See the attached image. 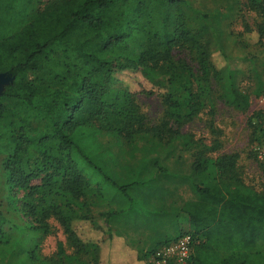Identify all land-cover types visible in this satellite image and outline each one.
Segmentation results:
<instances>
[{
  "label": "trees",
  "instance_id": "obj_1",
  "mask_svg": "<svg viewBox=\"0 0 264 264\" xmlns=\"http://www.w3.org/2000/svg\"><path fill=\"white\" fill-rule=\"evenodd\" d=\"M133 1L61 0L35 11L31 32H23L27 42L22 47V57L5 69L11 79L28 71L44 69L41 63L49 60V53L58 43L73 50L84 61L83 72L77 71L78 65L63 64L65 70L56 74L53 81L37 84L17 80L10 82L2 94L0 118L8 112L6 103L13 102L34 112L49 129L47 135L36 137H30L25 126L14 132L16 148L7 159L5 169L12 186L29 191L28 196L63 192L71 197L70 203L80 202L88 207L90 193L103 195V190L94 189L88 177L89 173H94L110 183L107 186L121 191L129 201L132 184H117L95 162L92 145L83 142V128L116 131L128 141L148 134L160 141L172 142L204 110L209 109V113L215 116L220 101L236 111L245 112L251 107L252 95L255 99L264 96V85L260 80L252 93L240 88H232L230 96L218 92L217 88L223 89L224 78L222 68L213 62V36L208 25L195 32L187 28L183 11L186 0H158L156 5L160 4L161 8L153 9L149 0H137L129 18L130 15L125 13ZM242 5L243 10L257 16L254 28L246 25L245 29L256 32L262 43L264 0H244ZM10 7L16 6L10 4ZM144 18L148 25L160 19L162 29L151 37L148 47L137 60L125 58L114 66L107 57L108 52L122 46L131 37L133 22ZM170 26L172 29L168 30ZM18 47L20 45L9 47L8 53L15 54ZM68 49L65 48L64 52ZM115 67L122 71L139 69L159 90L165 109L159 125L145 124L137 103L138 94L125 91L112 96L110 85ZM155 93L152 90L148 94ZM212 124L210 127L215 137L207 143L201 141L202 150L196 153L192 171L194 176H206L211 166L214 176L198 184L197 199L183 209L191 231L189 234L197 241L186 264H264V192L258 191L242 175L239 153H220L222 143ZM45 141L51 145L42 150V159L37 160L36 169H23L21 158L26 149ZM39 177L41 184L31 185L30 181ZM28 207L32 215H36V206L28 203ZM55 208L58 207L44 210L43 219L52 214L59 216L67 239L77 253L91 257L93 264H100V246L83 241L73 228L76 215L63 216L60 209ZM115 215L107 213L102 216L108 223ZM78 219L92 221V216L82 215ZM137 259L146 264L145 257L139 253Z\"/></svg>",
  "mask_w": 264,
  "mask_h": 264
},
{
  "label": "rangeland",
  "instance_id": "obj_2",
  "mask_svg": "<svg viewBox=\"0 0 264 264\" xmlns=\"http://www.w3.org/2000/svg\"><path fill=\"white\" fill-rule=\"evenodd\" d=\"M59 1L0 0L1 75L21 59L22 47L27 42V37L22 34L24 31L26 34L31 32L34 12ZM134 1L126 10L127 16L136 5L137 0ZM157 1L149 0L152 9L161 8L160 4L156 5ZM243 2L186 0L183 6L188 29L195 32L204 25L210 28L215 51L213 62L216 67L222 68L224 78L223 89H217L220 94L225 92L229 96L232 88L252 93L259 80L264 85V41L261 43L256 32L245 29L246 25L254 28L257 16L243 10ZM10 4L16 7L11 8ZM162 25L160 19L155 20L153 25H148L146 18L134 21L131 37L122 46L108 52L107 57L114 66L125 58L137 60ZM171 29L170 26L168 30ZM18 45L20 47L15 54L8 53L9 47ZM65 48L68 49L60 43L55 45L49 53V60L41 63L44 69L28 71L0 84V100L10 82L21 79L37 84L53 81L56 74L65 70L63 64L78 65L77 71L83 72L82 58L71 49L64 52ZM115 68L114 80L110 85L112 96L125 91L138 94L137 103L145 124L159 125L165 110L159 90L145 79L139 69L122 71ZM152 90L156 93L148 94ZM252 97L251 107L245 112L236 111L220 101L215 116L209 113V109L204 110L172 142L160 141L148 134L128 141L116 131L83 128V142L92 145L95 162L117 184L133 186L129 190L131 199L128 201L121 191L107 186L110 183L89 173L93 188H101L103 195L90 193L88 207L80 202L70 203L71 197L63 192L30 197L29 191L12 186L5 163L16 148L14 132L25 126V132L30 137H36L47 135L49 129L41 119L35 117L34 112L17 103H6L8 112L0 118V264H93L91 257L77 253L69 243L59 216L52 214L43 219V211L54 207H58L60 210L55 209L63 216L76 215L73 228L80 239L100 246V264H103L105 256L112 253H124L128 259L139 253L145 257L147 264H151L149 259L154 250L166 241L191 233L183 209L197 199L198 184L214 176L211 166L206 176H194L192 171L196 153L202 150L201 141L207 143L211 137H215L210 127L212 123L222 143L220 153H239L242 175L258 191L264 192V165L255 154V148L264 145V102H261L264 96L260 99H255L254 95ZM2 102L5 105V101ZM50 145L45 141L42 145L35 143L30 146L23 153L20 166L26 171L36 169L37 160L42 159V150L49 149ZM30 183L41 184V177L32 179ZM28 203L36 206V215L29 211ZM107 213H116L108 223L102 216ZM82 215L92 216V221L78 219Z\"/></svg>",
  "mask_w": 264,
  "mask_h": 264
},
{
  "label": "built area",
  "instance_id": "obj_3",
  "mask_svg": "<svg viewBox=\"0 0 264 264\" xmlns=\"http://www.w3.org/2000/svg\"><path fill=\"white\" fill-rule=\"evenodd\" d=\"M264 102V99L261 100ZM256 158L264 164V145L255 148ZM196 239L189 233L160 246L150 256L151 264H186L191 258Z\"/></svg>",
  "mask_w": 264,
  "mask_h": 264
},
{
  "label": "crops",
  "instance_id": "obj_4",
  "mask_svg": "<svg viewBox=\"0 0 264 264\" xmlns=\"http://www.w3.org/2000/svg\"><path fill=\"white\" fill-rule=\"evenodd\" d=\"M129 256V259L125 256L124 253H112L105 256L103 264H145L138 262L137 255L134 254L132 258ZM147 264V263H146Z\"/></svg>",
  "mask_w": 264,
  "mask_h": 264
},
{
  "label": "water",
  "instance_id": "obj_5",
  "mask_svg": "<svg viewBox=\"0 0 264 264\" xmlns=\"http://www.w3.org/2000/svg\"><path fill=\"white\" fill-rule=\"evenodd\" d=\"M7 80H11V78H9L6 74H0V84H3L4 82H6Z\"/></svg>",
  "mask_w": 264,
  "mask_h": 264
}]
</instances>
